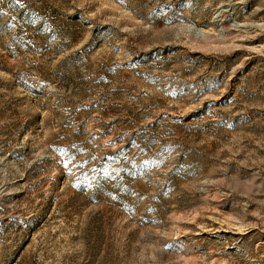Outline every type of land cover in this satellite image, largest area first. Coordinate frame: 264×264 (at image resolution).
<instances>
[{
  "label": "rangeland",
  "instance_id": "obj_1",
  "mask_svg": "<svg viewBox=\"0 0 264 264\" xmlns=\"http://www.w3.org/2000/svg\"><path fill=\"white\" fill-rule=\"evenodd\" d=\"M0 264H264V0H0Z\"/></svg>",
  "mask_w": 264,
  "mask_h": 264
}]
</instances>
